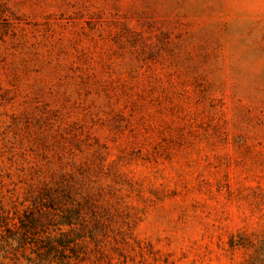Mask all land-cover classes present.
Wrapping results in <instances>:
<instances>
[{
    "label": "rangeland",
    "instance_id": "obj_1",
    "mask_svg": "<svg viewBox=\"0 0 264 264\" xmlns=\"http://www.w3.org/2000/svg\"><path fill=\"white\" fill-rule=\"evenodd\" d=\"M0 264H264V0H0Z\"/></svg>",
    "mask_w": 264,
    "mask_h": 264
}]
</instances>
